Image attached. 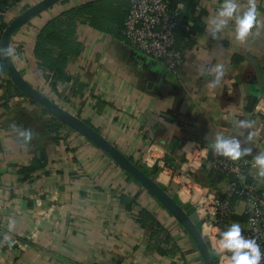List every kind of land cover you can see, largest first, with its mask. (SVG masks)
Returning <instances> with one entry per match:
<instances>
[{"label": "crops", "instance_id": "obj_1", "mask_svg": "<svg viewBox=\"0 0 264 264\" xmlns=\"http://www.w3.org/2000/svg\"><path fill=\"white\" fill-rule=\"evenodd\" d=\"M37 1L13 4L9 18ZM247 2L238 0L241 9ZM86 3L74 17L71 46L50 47L52 63L62 70L55 77L34 53L37 35L50 19L64 21L63 11ZM221 3L188 0L187 20L199 35L178 37L184 58L177 74L125 40L127 0H60L12 33L11 58L32 87L100 131L133 162L150 169L164 157L180 168L189 150L202 146L207 163L210 154L219 155L211 143L222 133L252 149L241 157L263 184L255 154L264 152V116L247 106L250 97L264 94V0H256L258 23L243 41L236 39L233 21L221 36L207 34ZM253 60L262 67L263 83ZM216 63L225 65V74L213 85L212 75L201 69ZM7 77L1 60L0 264H203L185 230L139 183L67 125H59L54 139L52 116ZM239 120L250 126L241 128ZM12 125L31 129L32 139L25 143ZM32 164L34 170L20 172ZM193 177L212 191L226 184L202 166ZM241 205L236 202L237 209ZM143 211L150 216L144 227ZM153 227L159 229L155 236ZM165 232L177 248L170 255L154 248Z\"/></svg>", "mask_w": 264, "mask_h": 264}, {"label": "built area", "instance_id": "obj_2", "mask_svg": "<svg viewBox=\"0 0 264 264\" xmlns=\"http://www.w3.org/2000/svg\"><path fill=\"white\" fill-rule=\"evenodd\" d=\"M27 3L18 0L15 3ZM128 7L123 23L122 34L131 47L146 56L159 61L169 72L179 73L183 65V53L178 42V31L184 39L196 40L199 32L192 24L181 17V0H127ZM14 3V4H15ZM13 5V4H12ZM12 5H5L0 11L3 21L11 20L9 13ZM6 26V25H5ZM0 27V38L4 27ZM254 111L264 116V94L258 96ZM188 152V151H187ZM186 166L173 168L164 157L154 165L158 166L155 179L172 192L182 204H188L197 216L199 230L206 238L216 264H225L230 253L219 248V234L231 223L241 225L242 234L255 238L264 252V183L258 182L255 175L249 174L246 158L231 160L224 156H214L206 163L205 147L197 146L189 150ZM153 165V166H154ZM206 167L221 174L225 179L222 191H212L211 186L193 177V172ZM250 176V177H249ZM236 202H241L239 209ZM242 216L236 219L234 216ZM261 264H264L262 259Z\"/></svg>", "mask_w": 264, "mask_h": 264}, {"label": "water", "instance_id": "obj_3", "mask_svg": "<svg viewBox=\"0 0 264 264\" xmlns=\"http://www.w3.org/2000/svg\"><path fill=\"white\" fill-rule=\"evenodd\" d=\"M58 1L60 0H39L36 3L27 6L21 13L13 17L9 23L6 24L1 34L0 46L8 48L11 35L15 30ZM1 60L10 78V81L20 91H22L31 100L42 105V107L52 117H55L61 123L67 125L84 136L92 144L109 156L111 160H113L121 169L129 174L134 181L139 183L150 196H152L169 214H171L176 219V221L190 237L202 263L216 264L217 258L213 257L206 238L203 236L197 226L196 219H192L189 216L184 207L175 200L171 191L162 188L155 178L142 170L141 165L133 162L128 156L121 152L120 149H118L113 143L104 137L100 131L90 126L75 114H72L66 109L62 108L49 97L32 87L16 69L11 57L1 55ZM253 63L255 64L259 78L263 83L262 67L256 60H253ZM40 154L41 157H43L42 151ZM209 158H212L211 154L209 155Z\"/></svg>", "mask_w": 264, "mask_h": 264}, {"label": "clouds", "instance_id": "obj_4", "mask_svg": "<svg viewBox=\"0 0 264 264\" xmlns=\"http://www.w3.org/2000/svg\"><path fill=\"white\" fill-rule=\"evenodd\" d=\"M258 9L256 0H248L247 6L241 9L238 0H222L217 8L215 15L210 19V27L207 30L213 39L221 36L225 27L230 21L234 22V31L236 39L245 40L250 30L257 21ZM14 49L11 47L4 48L0 46V55L11 57ZM202 72L212 75L211 83L219 84L225 74V65L216 63L215 65L204 67ZM241 128H248L250 122L239 120ZM17 132L18 137L26 143L32 139L31 129L21 128L12 125ZM241 140L236 136H226L222 133L216 134L211 143V150L215 154L230 158L235 161L242 155L252 152L251 148H242ZM255 165L258 167V175L264 177V152L255 154ZM219 248L230 253L225 260V264H261L264 259V252L255 238H249L242 234L241 225L238 222L231 223L225 230L219 234Z\"/></svg>", "mask_w": 264, "mask_h": 264}, {"label": "trees", "instance_id": "obj_5", "mask_svg": "<svg viewBox=\"0 0 264 264\" xmlns=\"http://www.w3.org/2000/svg\"><path fill=\"white\" fill-rule=\"evenodd\" d=\"M16 1H18V0H0V11H1V9H3V7L5 5H7V4L12 5ZM181 1L183 2V9H182L181 17L186 20L187 19L186 10H187V8H189L188 0H181ZM87 5L88 4L86 3L77 9L76 8H70V9H67L66 11H63L62 14L65 15L64 21H61L58 17L50 19L48 22H46L45 25L42 26V28L40 29V31L37 35V40H36V43L34 46V53H35L36 57L39 59V63L41 65V67L51 69V71L53 72L55 77H59L61 75L62 70L57 65L52 63V59L50 56V47L55 46L59 49L60 48L67 49L71 46L70 45L71 44L70 39L73 35V28H74L73 26L75 23L74 17H75V15L81 14L80 11L85 10ZM5 25H6V23L3 21L2 16L0 15V27H3ZM192 29H193V27H192ZM179 36L184 38V33L181 29H179V31H178L177 38ZM178 42H179V39H178ZM0 61H1V55H0ZM6 81H8V83L11 82L9 76L7 77ZM19 93H21L22 95H25L20 90H19ZM256 100H257L256 96L249 98V104L247 106V108L249 110L253 109ZM35 103H37V102H35ZM44 111H46V110L44 109ZM59 125H62V123L58 119H56L55 117H52L51 121L48 124V129L53 133L54 139H57L58 130L60 127ZM219 156H221V155H219ZM165 162L172 164V162L168 158L165 159ZM138 165H140V164H138ZM141 167L145 173H147L148 175L155 178V174L158 170L157 165L152 166V168H150V169L145 167L144 165H141ZM35 168H36V166L32 164L28 167L21 168L20 172L27 173L28 171L34 170ZM195 179L202 182L199 178L195 177ZM159 185L162 188L166 189V187L164 185H162L161 183H159ZM173 197L175 198V200L178 203H180L184 207L185 211L189 214V216L192 219H196V223H197V226L199 228V223L197 222V218H196L197 216L194 213L193 209L188 204H182L176 196L173 195ZM147 214L148 213L146 211H143V215H142V213L139 214V217H140L139 222L141 224L143 223L142 224L143 227L146 225L145 221H147V219L150 218V216H148ZM142 217H143V221L141 220ZM234 217L236 219L242 220V216L235 215ZM157 226L160 228L159 224ZM158 232H159V229L153 227L152 232H151V236H155L156 234H158ZM170 237L171 236L166 234V232H165L163 234V237H161L160 239L157 238L158 240H155L156 245H154V248L156 249V251L158 253L167 254V255L175 253L177 248L174 245L173 241L170 239ZM161 244H164V246ZM212 255H213V257H216V255H214V254H212Z\"/></svg>", "mask_w": 264, "mask_h": 264}, {"label": "rangeland", "instance_id": "obj_6", "mask_svg": "<svg viewBox=\"0 0 264 264\" xmlns=\"http://www.w3.org/2000/svg\"><path fill=\"white\" fill-rule=\"evenodd\" d=\"M241 225H242V226H245V225H246V223H244V222H241Z\"/></svg>", "mask_w": 264, "mask_h": 264}]
</instances>
